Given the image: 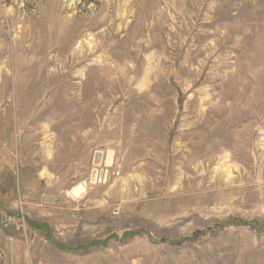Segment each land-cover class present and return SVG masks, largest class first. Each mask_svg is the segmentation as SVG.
<instances>
[{
	"label": "rangeland",
	"instance_id": "rangeland-1",
	"mask_svg": "<svg viewBox=\"0 0 264 264\" xmlns=\"http://www.w3.org/2000/svg\"><path fill=\"white\" fill-rule=\"evenodd\" d=\"M0 29V264H264V0H0Z\"/></svg>",
	"mask_w": 264,
	"mask_h": 264
},
{
	"label": "bare ground",
	"instance_id": "bare-ground-1",
	"mask_svg": "<svg viewBox=\"0 0 264 264\" xmlns=\"http://www.w3.org/2000/svg\"><path fill=\"white\" fill-rule=\"evenodd\" d=\"M0 30H1V29H0ZM44 70H45V69H44ZM39 71H40V70H39ZM54 73H55V72H54ZM56 75H57V74H56ZM58 75H59V74H58ZM39 76H40V75H39ZM43 76H44V74H43ZM53 76H54V75H53ZM59 76H60V75H59ZM54 77H55V76H54ZM48 78H49V77H48ZM42 79H43V78H42ZM42 79H41V80H42ZM54 79H55V78H54ZM37 80H39V78H38ZM45 80H46V79H44V81H45ZM49 80H50V78H49ZM55 80H56V79H55ZM36 82H37V81H36ZM47 82H50V81H47ZM47 82H46V84H47ZM66 82H67V81H66ZM99 156H100V155H98V158H100ZM98 158H97V159H98ZM80 188H82V187H80ZM80 188L75 187V188H73L71 191H72L73 194L78 195L79 192H80ZM71 191H70V192H71Z\"/></svg>",
	"mask_w": 264,
	"mask_h": 264
}]
</instances>
